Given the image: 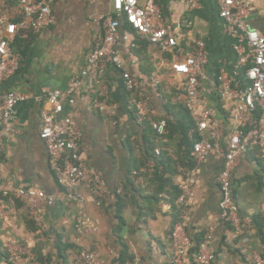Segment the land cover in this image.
Segmentation results:
<instances>
[{
    "label": "crops",
    "instance_id": "0c3cea01",
    "mask_svg": "<svg viewBox=\"0 0 264 264\" xmlns=\"http://www.w3.org/2000/svg\"><path fill=\"white\" fill-rule=\"evenodd\" d=\"M196 1L197 5L192 7L191 0H154L166 22L176 30V49L162 50L132 30V39L138 46L132 48L129 41L122 39L116 49L128 71L147 82L143 96L150 107V120H177L186 118L185 97L182 78L173 71L172 63L192 55L198 42H204L208 62L202 84L208 92H202L200 102L214 110L209 129H217L221 152L210 154L200 165L199 189L188 211L186 228L194 243L210 226L214 228L213 264H251L263 249L260 219L264 208V161L258 144L246 147L233 174L238 221L215 223L221 200L218 176L224 165L222 151L234 129L233 101L218 94L217 77L223 70L241 85H246L248 80L244 68L238 65L234 40L225 32L218 0ZM146 2L139 0L140 4ZM251 2L253 10L248 21L264 32V0ZM51 7L55 25L39 33H28L26 37L17 35L22 44L15 42L17 36L11 41L21 61L17 73L5 81L3 88L24 93L28 99L15 107L12 131L0 119V190L35 188L60 193L61 187L40 135L41 113L50 109L45 93L50 89L65 90L74 77L81 76L90 53L103 35L97 16L114 13L112 0H53ZM120 20L121 30L127 29L121 17ZM102 80L107 95L100 98L99 105L93 100L101 87L92 84L95 92L89 93V85L85 83L74 90L75 102L65 105L64 114L72 116L80 128L82 157L102 171L109 198L98 206L90 192L81 190L87 230L78 236L77 204L59 200L46 209L37 224L12 194L4 200L8 217L0 221V244L25 241L35 253L49 257L51 264H63L60 245L71 246L67 249V264H74L77 248L84 246L97 251L104 264H114L121 251L115 231L121 226L120 235L132 256V261L126 264H172L168 250L174 220L171 205L179 193L181 170L190 163L186 146L178 134L171 133L172 137L163 142L164 163L150 167L153 158L148 155L147 138L151 139L152 133H147L140 123L134 96L126 90L121 71L109 65ZM202 136L211 138L209 131ZM156 167L159 174H152ZM138 176L142 178L139 186L135 182ZM133 181L138 190L131 185ZM118 195L122 199L120 210ZM184 264H194V252Z\"/></svg>",
    "mask_w": 264,
    "mask_h": 264
},
{
    "label": "built area",
    "instance_id": "2783aa9c",
    "mask_svg": "<svg viewBox=\"0 0 264 264\" xmlns=\"http://www.w3.org/2000/svg\"><path fill=\"white\" fill-rule=\"evenodd\" d=\"M52 1L18 0L17 4L13 5L10 0H0V119L8 131L13 130L15 107L28 99L24 93L3 88L5 81L17 73L21 61V56L11 47V41L19 34L26 37L28 33H39L55 25ZM218 3L225 32L234 40L233 47L238 55V65L244 68L248 80L246 85H241L223 70L217 77L218 94L233 101L231 114L234 124L226 148L222 151L224 165L218 176L221 200L219 212L215 215V223L221 224L238 221V207L233 196L232 183L233 174L246 147L251 143L258 144L264 161V32L254 28L248 21L253 10L251 0H218ZM196 5L197 1L191 0V6ZM112 6L114 13L97 16L103 27V35L90 53L81 76L74 77L65 90L50 89L45 93L50 109H44L41 113L40 135L47 148L51 168L61 187L60 193H47L35 188L0 190V221L8 217L4 200L12 194L22 202L30 219L37 224L41 222L46 209L59 200H65L79 207L76 227L78 236L86 232L85 200L81 190L86 189L90 192L98 206L109 198L110 192L102 171L90 166L82 157V132L75 119L65 115L64 110L66 104L75 102L74 90L85 83L89 85V93L95 92L92 84L101 87L93 100L95 105H99L100 98L107 95V87L103 84L102 78L109 65H114L121 71L126 90L134 96L133 102L139 121L150 120V107L143 96L147 82L128 71L116 49V44L122 39L129 41L132 48L138 46L132 39L131 30H121L120 17L132 30L162 50L178 47L176 30L166 22L163 12L154 0H147L145 4H140L139 0H112ZM207 62L208 52L204 42L200 41L192 55L172 63L173 71L182 78L184 105L195 123V127L189 131V137L194 139L196 133L200 135L193 143L195 164L182 168L178 182L180 194L176 199V205L179 208V217L173 225L168 248L172 264H184L195 247L186 227L188 211L195 202L199 189V168L210 154L221 152L217 129H209L214 110L200 102L202 92H208L202 84ZM150 121L160 136L166 133L165 119ZM206 131L210 132L211 138L202 136ZM155 154L156 156L161 154L160 147L155 149ZM155 165L154 159L149 161L150 167ZM135 182L139 186L142 183L141 176H138ZM121 193L122 189H119L118 194ZM261 217L262 254L251 264H264V208ZM2 246L7 254V259H2V264H36L35 252L25 241H4ZM214 258V228L210 226L194 252V264H213ZM74 264L104 262L97 251L79 246ZM114 264L120 263L117 261Z\"/></svg>",
    "mask_w": 264,
    "mask_h": 264
},
{
    "label": "trees",
    "instance_id": "16d2710c",
    "mask_svg": "<svg viewBox=\"0 0 264 264\" xmlns=\"http://www.w3.org/2000/svg\"><path fill=\"white\" fill-rule=\"evenodd\" d=\"M10 1L13 5H16L18 2V0H10ZM123 23H124L125 28L132 30V28L128 25V23L126 21H124ZM132 31H134V30H132ZM18 41L21 44L23 42L21 40V38H19V37L15 39V42H18ZM185 110H186V118H184V119H182V118L177 119V120L166 119L167 120V131L162 136H160L153 129L151 121L149 119H145V120L140 121V123L142 125H144L145 129L147 130V133H150V134L152 133L151 134L152 138L149 140L147 138V141L149 142L148 155H149V158L151 157V158L155 159L157 165L160 163H164V157L165 156H164L163 142L166 141V138L172 137L171 133L178 134V136L180 138V142L186 146V151L188 153L190 163H187L185 166L186 167H192L195 164L194 155H193V143H194V141H196L200 138V135H199V133H196L194 139H191L189 137V131L195 127V123H194V121L190 115V112L186 106H185ZM157 147H160V149H161V154L159 156H156V154H155V149ZM153 171L154 172L152 174H159L158 167H156ZM131 185L133 186V188H136V190H138V188L135 187L136 185H135L134 181L132 182ZM179 194H180V190H179L177 197L179 196ZM177 197H176V199H177ZM121 207H122V199L119 196L118 202H117V208L120 210ZM171 207L174 210V220H173V225H174V223L178 220V217H179V208L176 205V200L172 202ZM118 218H119V220L122 221V217L120 216V214H118ZM120 227L121 226H119L115 231L116 235L118 236V243L121 246V251H120L119 256L117 257L116 261H118L120 264H126L127 261H132V256L129 253L128 244L124 241V239L120 235ZM260 228H261V232L263 234L262 218L260 219ZM200 240H198L195 243V247L192 249V252H195L197 250ZM70 247H71L70 245H60L59 246V255L61 256V258L63 260V264H67V261H68L67 249ZM35 254H36V264H38V262H40V263L42 262V264H51L49 257L43 258L40 256V254H38V252ZM0 259H3V260L7 259L6 251H4L3 246L1 244H0ZM0 264H2V263L0 262Z\"/></svg>",
    "mask_w": 264,
    "mask_h": 264
}]
</instances>
